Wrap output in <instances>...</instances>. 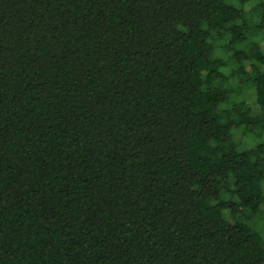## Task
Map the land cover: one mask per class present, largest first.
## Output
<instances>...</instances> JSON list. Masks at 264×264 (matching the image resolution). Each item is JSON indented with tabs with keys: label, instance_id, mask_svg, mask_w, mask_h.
<instances>
[{
	"label": "trees",
	"instance_id": "1",
	"mask_svg": "<svg viewBox=\"0 0 264 264\" xmlns=\"http://www.w3.org/2000/svg\"><path fill=\"white\" fill-rule=\"evenodd\" d=\"M0 264H264V0H0Z\"/></svg>",
	"mask_w": 264,
	"mask_h": 264
}]
</instances>
